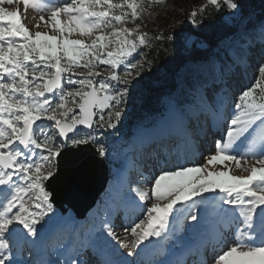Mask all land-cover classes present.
Segmentation results:
<instances>
[{
	"label": "snow or ice",
	"instance_id": "1",
	"mask_svg": "<svg viewBox=\"0 0 264 264\" xmlns=\"http://www.w3.org/2000/svg\"><path fill=\"white\" fill-rule=\"evenodd\" d=\"M13 2L0 0V5ZM23 4L48 13L46 26L52 34L29 31L18 11L0 6V264H34L32 259L16 257L23 255L20 245H34L36 240L28 238H40L51 220L49 214L55 215L50 186L62 180L58 160L69 141L72 147L96 145L94 152L80 148L71 161L77 172L101 163L96 156L107 157L101 139L104 130H115L121 122L129 95L127 77L133 75L132 69L143 68L130 58L149 44L148 34L139 32L140 25L123 26L140 18L143 0H23ZM209 6L226 9L227 26L217 39L215 57L205 58L211 88L209 79L188 83L191 100L170 96L168 105L177 113L187 105L189 110L223 115V134L203 165L161 168L159 175L145 179L151 183V197L141 187L132 188L143 202L137 204L143 218L125 232L137 250L163 247L161 241L175 234V228L169 227L175 214L187 212L196 226L205 220L212 225L211 238L206 229L195 247L194 255L203 257L197 264H264V15L254 18L244 0H207L200 13L209 12ZM197 15L190 14L193 24ZM39 21H45L43 15ZM73 34L79 38L71 39ZM180 44L189 51L209 47L195 31L181 37ZM99 65L108 66L102 79L95 71ZM121 66L125 78L118 74ZM240 67H253L258 75L251 85L237 79L233 91L229 77L236 79L233 68ZM78 126L89 131L80 135ZM232 165L247 175H232ZM149 199L153 202L147 206ZM103 227L108 237L116 238L110 221L105 220ZM172 247L188 248L179 238ZM136 254L131 249L127 253ZM48 264L96 261L94 253L81 246L73 255ZM156 264L186 262L166 255Z\"/></svg>",
	"mask_w": 264,
	"mask_h": 264
},
{
	"label": "rangeland",
	"instance_id": "2",
	"mask_svg": "<svg viewBox=\"0 0 264 264\" xmlns=\"http://www.w3.org/2000/svg\"><path fill=\"white\" fill-rule=\"evenodd\" d=\"M113 2L120 3L121 0H113ZM151 2H157V0H143L142 12L148 13L152 6ZM5 7L8 11H18L22 22L29 29V31L35 33L36 31L48 32L52 34L50 27L46 26L48 22V13L38 12L31 7H25L23 0L19 2H14L11 5L5 4L0 5ZM43 15L45 18L44 22L39 21V16ZM63 19V17H61ZM142 21H145L143 17L140 16L135 22H128L124 24V27L129 29L135 28L140 25L139 32L146 33V29L142 27ZM38 25V27L36 26ZM71 39L79 38L76 34H73ZM218 49L215 46L209 56L215 57ZM133 63H139L143 65V68L132 69L133 75L127 77L129 83L127 85L129 89V95L125 98L124 112L121 117V122L117 125V128L112 132L113 135L110 137L103 136L102 142L106 145L108 155L104 160L108 165V182L104 192L95 204V209L92 211L91 215L88 216V211L86 215L82 218H77L71 209H67L65 213H61L58 208L54 206L55 215L49 214L51 220L48 226L42 233L40 238L29 237V240L35 239L34 245L21 244L20 248L22 250V257L17 256L16 259H32L34 264H48L49 261L55 262L58 258L65 259L74 254L76 249L81 246L88 248L92 253H101V258L104 256L109 259L107 264H127L126 258L129 264H156V262L162 258L174 259L181 253L185 254L184 262L186 264H197V258L194 253L187 250L193 243H196L201 235H205V230L207 229V234H211V223L209 220H205L200 226H196L193 221L188 218V213L184 212L182 215L176 213V218L172 220L170 224V229L175 228L174 236L170 234L168 241H161L163 247H156L154 245H148L147 247L141 246L138 250L133 248L132 237L130 234L125 232V228H130L134 225V222H138V218H143L141 215L142 208L138 207V202L135 200L134 193L131 192L132 188L141 187L148 191L149 197H151V183H145V179L149 181L153 176L160 174L161 168H175L177 165L185 166H200L205 163L206 157L214 153L216 140L220 138L223 134L215 135V139L208 142H202L198 145L199 153L193 159L188 156V153H184L180 150H176L173 153L172 147L169 149H161L164 142L169 139L170 133H164L166 140L162 142L161 136H153L150 139L145 140L147 133L155 132L156 134H161L168 128L170 120H177L178 123L186 122L188 124L185 128L192 129L190 132L192 139H197V127L199 126V120L195 119L189 113H177L169 109L168 100L170 96H180L182 100L190 101L191 96L188 95V83L196 84L200 79H209V84L207 87L211 88L210 74L205 63V60L196 61H186L174 74L173 76V89L170 91V96L166 97V100H161V98L156 101L154 107L150 109L149 112H144L142 110V105L139 104V77L144 75V69L150 70V72L155 73L157 69L149 63H147L146 56L142 50V47L138 49L137 53L134 54L133 58H130ZM220 59H223V53H220ZM217 67H219V62H217ZM154 68V70L152 69ZM108 66L99 65L95 71L100 72V77L102 79L107 76ZM124 67L121 66L117 69L118 74L124 77ZM139 72L140 76L136 73ZM233 73L236 77H229V81L233 85V91L236 90L237 79L243 85H251L256 76L258 75L257 69L249 67L247 69L240 67L239 71L233 68ZM83 75H87V69L83 70ZM169 77V75H168ZM137 80V82H136ZM115 84L116 82H112ZM218 83V81H217ZM166 85V83H165ZM119 87H124V85H119ZM231 102V97L226 102L225 110H227V103ZM157 106V107H156ZM166 108H168L166 110ZM185 106V110L187 109ZM154 109V111H153ZM165 109L164 113L162 112ZM196 111L197 109L194 108ZM78 111V110H76ZM158 111V112H157ZM220 126L224 128L225 120L223 115L219 116ZM130 121H135L131 127ZM50 123V122H49ZM155 124L158 126L155 127ZM153 125V126H151ZM172 126V125H171ZM202 126H199V129ZM189 130V129H188ZM89 131V129H80V135H84ZM215 133V132H214ZM98 134V132L96 133ZM163 134V135H164ZM213 138V136H210ZM78 138V137H73ZM144 143H146L147 153L150 150H156L158 153L159 149L169 151L166 155L170 157L165 158L159 156V159H155L154 156L151 160L152 166L146 164V152L143 150ZM69 144L70 141H69ZM96 147V145H94ZM140 149H142V155H144L145 160L138 161L141 155ZM173 153V155H172ZM138 161V162H137ZM253 161L249 159V163ZM243 164V160L241 161ZM216 170H225L223 166H215ZM114 169L118 170V175L115 173ZM209 171L213 170V166H209ZM121 172V173H120ZM231 174L242 176L247 175L236 169L234 165L231 166ZM211 195V194H209ZM194 199L199 200V197ZM139 200V198H138ZM153 201L149 199L146 202L147 206H150ZM143 203V202H140ZM161 204L167 203V201H160ZM191 203V201H189ZM92 207V208H94ZM179 208V206H177ZM91 208V209H92ZM112 210L114 212H112ZM114 216V217H113ZM113 217V219H112ZM108 220L113 225V230L116 234V238L113 239L107 236L106 231L103 227V222ZM75 231L74 236H70L71 233ZM176 238H179L185 245L188 246L184 251H181L178 247H172L176 242ZM121 244H126L127 247H121ZM101 249V250H100ZM136 251L137 254L134 256H128L129 250ZM187 250V251H186ZM31 253V255H30ZM96 264L98 263L97 258H95ZM122 261V262H121ZM106 263V262H104Z\"/></svg>",
	"mask_w": 264,
	"mask_h": 264
},
{
	"label": "trees",
	"instance_id": "3",
	"mask_svg": "<svg viewBox=\"0 0 264 264\" xmlns=\"http://www.w3.org/2000/svg\"><path fill=\"white\" fill-rule=\"evenodd\" d=\"M206 2L207 0L151 2V10L148 13H141V17L145 19L141 24L146 29L149 40V44L143 46L142 50L146 56V62L157 69L155 73L144 69V75L141 76L143 78L138 79L140 84L138 102L142 105L144 112H149L159 98L166 100L174 86L175 72L186 61L205 60L216 46L218 37L227 30L224 23L226 9H211L209 6L210 11L201 14L199 10L206 5ZM244 4L254 18L264 15V0H244ZM192 11L198 13L196 24H193L190 19ZM201 24L204 26L198 27ZM193 31L206 39L209 44L207 49L189 51L181 47L180 38ZM164 111L165 109L162 112ZM134 122L130 121L128 128ZM113 131L105 129L104 136H112Z\"/></svg>",
	"mask_w": 264,
	"mask_h": 264
},
{
	"label": "water",
	"instance_id": "4",
	"mask_svg": "<svg viewBox=\"0 0 264 264\" xmlns=\"http://www.w3.org/2000/svg\"><path fill=\"white\" fill-rule=\"evenodd\" d=\"M209 45V44H208ZM79 129H87L78 126ZM70 136L72 134H69ZM87 147L90 152L95 151L94 145L72 147L71 144L65 149V155L58 160L61 169L62 180L60 183L51 185L53 192V204L63 214L71 209L77 218H82L94 207L97 199L104 192L109 176L108 165L104 158L96 156L102 161L87 172H77L71 161L79 155L80 148Z\"/></svg>",
	"mask_w": 264,
	"mask_h": 264
},
{
	"label": "bare ground",
	"instance_id": "5",
	"mask_svg": "<svg viewBox=\"0 0 264 264\" xmlns=\"http://www.w3.org/2000/svg\"><path fill=\"white\" fill-rule=\"evenodd\" d=\"M213 119H215V121L218 119L217 117H213ZM204 120H205V118H204ZM174 122H173V124H172V131L173 132H178V131H180L181 129H182V124L181 123H178L177 122V120H173ZM217 122V121H216ZM201 125V124H200ZM199 125V126H200ZM202 128V127H201ZM166 133H170L169 134V139H167L166 140V137H165V134ZM214 133V132H213ZM149 134V136H146V138H145V140H148V139H150V137H153V136H158L155 132H151V133H147V135ZM163 138H162V141L163 140H166L165 142L166 143H164V144H166L164 147L165 148H167V149H169V145H170V141H172V140H174V135H172V133L171 132H169V130L167 129V130H164V132H163ZM159 136H161V135H159ZM154 138V137H153ZM168 146V147H167ZM143 150L145 151V152H147V149H146V145H144V147H143ZM152 151V150H151ZM156 150H153L152 152H155ZM166 152H169V151H166ZM165 152V153H166ZM153 154H155V153H153ZM159 156L160 155H157L156 157H155V159H159ZM167 157H170L169 155H167ZM114 171H115V173H117L118 175H123L121 172V174H119L118 173V170L117 169H114ZM133 198H135V201L136 202H138L139 204H140V201L138 200V198L137 197H135V195H134V197ZM98 202V201H97ZM179 206V205H178ZM95 209V207L94 208H92V209H90V211L88 212V216L89 215H91V213H92V211ZM202 236H204V234L203 235H201L200 236V238L197 240V242L196 243H193L191 246H190V248H188L187 250H189V251H191L192 253H194L195 252V247H196V245L198 244V243H200V241H201V237ZM207 236H208V238L210 239L211 238V234L209 233V234H207ZM101 250V249H100ZM186 250V251H187ZM185 257V254H183V253H181L179 256H177L176 258H174V260H180L181 262H184L185 261V259L183 260V258ZM199 259H203V257H200Z\"/></svg>",
	"mask_w": 264,
	"mask_h": 264
}]
</instances>
